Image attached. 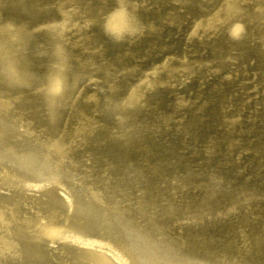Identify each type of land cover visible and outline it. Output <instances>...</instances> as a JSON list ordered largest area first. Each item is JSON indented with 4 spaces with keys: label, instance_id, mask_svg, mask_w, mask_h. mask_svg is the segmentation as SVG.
<instances>
[{
    "label": "rangeland",
    "instance_id": "374dc122",
    "mask_svg": "<svg viewBox=\"0 0 264 264\" xmlns=\"http://www.w3.org/2000/svg\"><path fill=\"white\" fill-rule=\"evenodd\" d=\"M0 218V264H264V0H0Z\"/></svg>",
    "mask_w": 264,
    "mask_h": 264
},
{
    "label": "clouds",
    "instance_id": "9594fccd",
    "mask_svg": "<svg viewBox=\"0 0 264 264\" xmlns=\"http://www.w3.org/2000/svg\"><path fill=\"white\" fill-rule=\"evenodd\" d=\"M116 15H125V22L121 25H116L113 21L105 17L103 24L104 31L113 40L117 42L124 41L129 38H135L143 34V28L140 25L138 17L134 16L127 8V5H120L115 10Z\"/></svg>",
    "mask_w": 264,
    "mask_h": 264
},
{
    "label": "bare ground",
    "instance_id": "6f19581e",
    "mask_svg": "<svg viewBox=\"0 0 264 264\" xmlns=\"http://www.w3.org/2000/svg\"><path fill=\"white\" fill-rule=\"evenodd\" d=\"M125 22V15H115L114 16V20H113V23L116 24V25H121ZM57 86V85H56ZM3 219V218H0V220Z\"/></svg>",
    "mask_w": 264,
    "mask_h": 264
}]
</instances>
